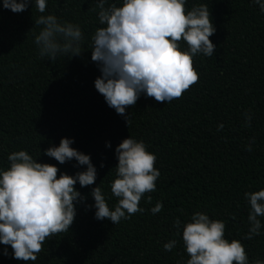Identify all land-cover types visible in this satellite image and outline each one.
Masks as SVG:
<instances>
[{"label":"trees","instance_id":"obj_1","mask_svg":"<svg viewBox=\"0 0 264 264\" xmlns=\"http://www.w3.org/2000/svg\"><path fill=\"white\" fill-rule=\"evenodd\" d=\"M200 3L209 6L216 28L209 39L216 48L195 59L198 82L170 103L142 94L126 108L129 126L94 87L100 75L90 50L100 26L91 10L95 0H48L44 14L79 23L85 36L78 56L54 60L38 56L34 21L41 13L35 6L20 13L0 7V166H8V153L24 149L67 174L82 171L86 166L74 159L59 164L44 155L68 137L97 169L93 185H74L85 201L76 205L69 231L46 238L35 262L12 258L10 246L4 256L0 245V264H183L188 256L182 242L171 251L163 244L180 241L173 221H186L195 211L223 220L229 240L247 233L243 193L264 188V14L251 0H188L186 7ZM246 111L250 127L244 126ZM220 123L224 128L217 131ZM128 136L156 154V191L146 194L151 203L141 199L143 213L119 224L97 220L95 209L85 205L94 204L90 192L99 184L109 207L117 203L110 192L115 147ZM250 137L255 143L248 152ZM157 201L163 208L153 215L149 209ZM242 243L250 260L264 259V229Z\"/></svg>","mask_w":264,"mask_h":264},{"label":"clouds","instance_id":"obj_2","mask_svg":"<svg viewBox=\"0 0 264 264\" xmlns=\"http://www.w3.org/2000/svg\"><path fill=\"white\" fill-rule=\"evenodd\" d=\"M48 0H2L0 7L20 13L35 6L41 13L34 21L39 26L34 44L40 58L54 60L58 56L73 57L82 52L84 32L79 23L60 19L54 13L44 14ZM188 0H95L98 24L91 35V60L100 75L94 80L95 89L106 104L124 117L126 108L135 105L143 94L157 102L170 103L196 84L199 73L194 67L198 56L210 57L216 45L209 39L216 32L208 4ZM264 14V0H251ZM244 126L250 127L252 114L243 115ZM224 124L217 125V131ZM74 138L62 137L59 145H50L44 155L59 164L75 160L84 170L74 174L60 171L55 164L38 162L27 150L7 154L8 166H0V245L2 254L35 262L46 238L69 231L76 216V205L85 197L74 187L93 185L97 169L90 154L71 145ZM255 138L250 137L245 148L252 151ZM106 147L111 143L106 141ZM41 155V150H40ZM39 155V156H40ZM115 178L110 183L111 195L117 203L109 207L99 185L91 189L94 218L119 224L133 214L143 213L141 199L151 203L160 171L155 167L157 156L148 150L142 139L128 136L115 147ZM103 167V163H101ZM59 172V175H58ZM248 206V231L241 239L225 236L226 224L210 218L202 211L193 212L188 220L175 218L173 238L163 244L171 251L182 242L188 258L183 264H264V259L250 260L242 240L259 236L264 229V188L245 191ZM163 208L157 201L149 211L155 215Z\"/></svg>","mask_w":264,"mask_h":264}]
</instances>
